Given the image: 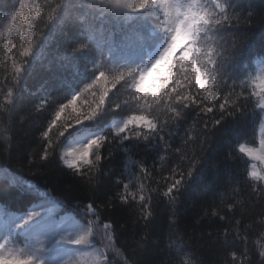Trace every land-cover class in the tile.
Listing matches in <instances>:
<instances>
[{
	"label": "snow or ice",
	"instance_id": "snow-or-ice-1",
	"mask_svg": "<svg viewBox=\"0 0 264 264\" xmlns=\"http://www.w3.org/2000/svg\"><path fill=\"white\" fill-rule=\"evenodd\" d=\"M103 2L120 23L119 46L123 54L132 56L141 46V14L153 8L161 14L158 27L168 35L167 46L143 68L98 66L91 83L66 102L58 103L40 133L42 146L28 153L29 164L35 165L29 169L32 179L26 187L15 190L0 182V204L5 208L13 197L29 203L39 201L32 210L15 218L19 222L6 221L5 214L0 213V264H44L40 253L61 241L80 246L81 253L95 249L94 264H143V253L150 242L147 233L134 240L129 250L117 247V221L105 216L101 209L125 208L135 217L134 224L143 221L146 229L156 205L163 200L175 218L169 221L170 226L178 224L177 206L182 190L200 165L212 130L229 118L245 121L250 129L228 154L229 159L238 160L242 166L247 199H237L240 193L231 184L240 181L237 176H230L219 201L214 198L201 204L193 215L197 223L204 218L222 222L209 228L207 236L219 234L216 242L225 252L224 264H264V30L255 31L264 26V7L242 8L234 0ZM62 3L64 0H18V4L10 3L7 10L0 9L9 21L5 25L9 32L7 47L0 39V65L4 72L0 80V144L4 145L0 156L10 154L12 106L21 74ZM14 27L15 38L11 36ZM241 27L246 30L237 31ZM87 47L82 43L65 53L62 69L74 75V53ZM256 56L260 57L258 68L253 67L252 58ZM249 65L251 69L246 74H239ZM102 81L105 86L97 87ZM121 88L128 90L129 99L113 102L112 97ZM81 97L83 102H79ZM50 103L57 105L49 97L40 100L35 110L45 109ZM124 104L133 107L126 117L114 122V134H98L76 146H64L63 138L70 128L93 120L102 112H116ZM189 108L196 110V116L185 124L184 114ZM54 128L55 140L50 135ZM125 140L134 147L139 141L155 140L158 158L148 164L129 156L126 167L131 166L130 172L115 177L119 191L103 203L75 195L80 189L74 181L58 189L35 179L39 165L58 153L73 177H79L92 191L106 159L104 152L110 156ZM64 228L75 231L64 235ZM29 230L37 233L34 239L28 238ZM14 233H25L23 247L14 242L18 238ZM190 239L188 233L170 227L167 244L160 249L163 257L147 264H204L198 250L188 242Z\"/></svg>",
	"mask_w": 264,
	"mask_h": 264
},
{
	"label": "trees",
	"instance_id": "trees-1",
	"mask_svg": "<svg viewBox=\"0 0 264 264\" xmlns=\"http://www.w3.org/2000/svg\"><path fill=\"white\" fill-rule=\"evenodd\" d=\"M234 2L242 8L252 6L260 10L264 7V0H234ZM10 3L18 4V0H0V9L7 10ZM160 18L161 14L155 8L148 9L141 14L140 23L143 25L139 33L141 46L134 55L128 56L122 53L119 46L122 38L120 23L108 11V6L103 0H64L34 47L29 62L21 74L17 95L12 106L13 134L10 154L0 156V182L11 186L14 190L17 187H26L32 179L29 169L35 167L29 164L28 153L32 150L38 151L42 146L40 133L46 129L55 107H58V103L66 102L91 83L98 66L143 68L159 56L167 46L169 39L168 35L158 27ZM7 23L9 21L4 19L3 14H0V39L4 40L5 47H7L9 35L5 29ZM245 30L243 27L237 29V31ZM261 30H264V26L255 29L257 32ZM11 36L13 38L16 36L15 27L11 30ZM82 43L88 44L89 47L74 53L77 69L75 74L65 72L61 67L65 53ZM259 59V56L252 58L254 68L259 67L257 63ZM250 69L251 65L240 69L239 74H246ZM3 78V65H0V80ZM104 86L103 81L97 85L99 88ZM106 86L111 89L110 84ZM49 97L57 105L50 103L47 108L36 111L35 106L40 100ZM127 99H129V94L125 88H121L120 92L112 97V101L117 103ZM83 101L84 97H81L79 102ZM132 107V105L124 104L116 112L105 111L93 120H86L75 125L65 133L64 146H71L72 140L80 135L86 136L84 143L94 135L114 134V122L118 123L126 117ZM51 108L52 111L49 110ZM22 116L23 120L20 119ZM195 116L194 108L186 109L184 123H190ZM0 126H3L2 123ZM249 131L245 121L231 118L212 130L211 140L201 158V163L193 178L182 190L180 203L177 206L178 224L170 226L169 221L175 218L171 217L170 210L163 200L156 205L155 215L146 229L143 227V221L134 224L135 217L125 208L101 209L105 216H110L117 221V247L129 250L134 240L147 233L150 242L142 257L143 264H147L148 261L163 257L160 249L166 246L169 229L174 227L179 228L181 232L188 233L191 237L188 242L198 250L204 264H224L225 252L216 242L219 234L214 233V237L207 236L209 228H216L222 222L218 218L211 220L204 218L197 223V217L193 213L201 204L214 198L218 202L220 194L228 186L230 176H237L240 181L231 184V187L240 193L237 199H247L248 190L243 183L242 166L238 160L229 159L228 154L234 143ZM50 135L55 140V128ZM3 147L4 145L0 144V148ZM104 154L106 159L102 161L103 168L98 174L99 181L92 191L82 184L79 177H73L71 170L59 160L58 153H53L48 162L39 165L35 179L41 184L47 182L53 188L58 189H63L67 182L74 181L80 189L74 193L75 195L103 203L119 191L115 187V177L117 175L127 176L130 172L131 166L126 167L129 156L133 161L143 159L151 164L154 159L158 158V145L155 140L152 143L139 141L134 147L125 140L119 142V147L114 148L110 156L106 151ZM36 203L39 201L29 203L27 200L21 201L18 197H13L10 199L9 207L5 208L3 204H0V207L9 211L26 212L32 210ZM48 203L51 201L49 200ZM201 233L204 235L201 236ZM116 264L119 262L116 261Z\"/></svg>",
	"mask_w": 264,
	"mask_h": 264
},
{
	"label": "rangeland",
	"instance_id": "rangeland-1",
	"mask_svg": "<svg viewBox=\"0 0 264 264\" xmlns=\"http://www.w3.org/2000/svg\"><path fill=\"white\" fill-rule=\"evenodd\" d=\"M86 138L84 135H80L75 137L72 140L71 146H76L80 143H83V140ZM27 212V211H26ZM26 212H17V211H9L3 207H0V213H4V218L6 221L19 222L16 220V217L22 216ZM55 215V213H53ZM61 215H65V213H61ZM64 235H67L69 231L74 232V229L64 228L62 229ZM14 236L18 235V238L14 241L18 247H23L26 240L23 238L25 233L13 234ZM37 235L36 232L29 230L27 232L28 238L34 239ZM59 239V236L56 237ZM41 257L44 260V264H94L96 257V250L89 249L83 253H81L80 246H75L67 243L66 241H61L56 244L55 247L49 246V251L41 252Z\"/></svg>",
	"mask_w": 264,
	"mask_h": 264
}]
</instances>
